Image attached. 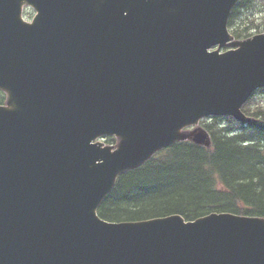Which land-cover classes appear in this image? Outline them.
Returning <instances> with one entry per match:
<instances>
[{
	"label": "water",
	"instance_id": "1",
	"mask_svg": "<svg viewBox=\"0 0 264 264\" xmlns=\"http://www.w3.org/2000/svg\"><path fill=\"white\" fill-rule=\"evenodd\" d=\"M238 1L0 0V264H264L261 216L97 213L157 151L211 146L200 119L252 120L264 32L234 38Z\"/></svg>",
	"mask_w": 264,
	"mask_h": 264
},
{
	"label": "trees",
	"instance_id": "2",
	"mask_svg": "<svg viewBox=\"0 0 264 264\" xmlns=\"http://www.w3.org/2000/svg\"><path fill=\"white\" fill-rule=\"evenodd\" d=\"M228 26L239 39L264 31V0L238 2ZM257 92L264 95V88ZM254 95L242 107L253 121L244 124L224 116L203 120L211 147L181 141L157 152L118 177L99 215L115 222L173 213L186 220L210 212L264 217V101H255Z\"/></svg>",
	"mask_w": 264,
	"mask_h": 264
},
{
	"label": "rangeland",
	"instance_id": "3",
	"mask_svg": "<svg viewBox=\"0 0 264 264\" xmlns=\"http://www.w3.org/2000/svg\"><path fill=\"white\" fill-rule=\"evenodd\" d=\"M256 32V31H255ZM257 33V32H256ZM223 49H226V48H223ZM255 101H264V95L262 94V93H257L256 95H255ZM200 124H201V122H200Z\"/></svg>",
	"mask_w": 264,
	"mask_h": 264
}]
</instances>
